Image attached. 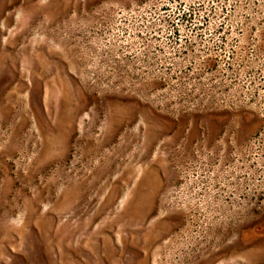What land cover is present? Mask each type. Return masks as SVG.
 Listing matches in <instances>:
<instances>
[{"label":"rangeland","instance_id":"obj_1","mask_svg":"<svg viewBox=\"0 0 264 264\" xmlns=\"http://www.w3.org/2000/svg\"><path fill=\"white\" fill-rule=\"evenodd\" d=\"M0 264H264V0H0Z\"/></svg>","mask_w":264,"mask_h":264}]
</instances>
